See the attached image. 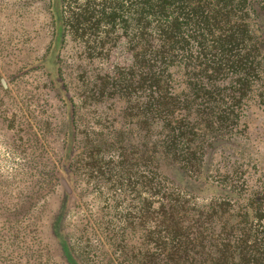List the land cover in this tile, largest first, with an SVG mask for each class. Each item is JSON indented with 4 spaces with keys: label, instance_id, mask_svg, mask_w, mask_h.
I'll use <instances>...</instances> for the list:
<instances>
[{
    "label": "trees",
    "instance_id": "16d2710c",
    "mask_svg": "<svg viewBox=\"0 0 264 264\" xmlns=\"http://www.w3.org/2000/svg\"><path fill=\"white\" fill-rule=\"evenodd\" d=\"M70 2L46 3L54 52L68 36L89 49L97 31L104 46L120 22L133 57L96 73L92 95L137 102L139 122L125 130L141 135L137 158L82 168L100 174L98 194L108 185L106 217L123 224L108 220L113 232L139 234L137 264H264V177L251 173L261 165L230 161L255 156L250 123H264V0H87L76 12ZM76 142L69 133V167Z\"/></svg>",
    "mask_w": 264,
    "mask_h": 264
},
{
    "label": "rangeland",
    "instance_id": "374dc122",
    "mask_svg": "<svg viewBox=\"0 0 264 264\" xmlns=\"http://www.w3.org/2000/svg\"><path fill=\"white\" fill-rule=\"evenodd\" d=\"M86 1L72 0L68 9L76 12ZM46 3L0 0V264H71L63 241L76 264H137L139 234L113 232L106 217L108 185L98 194L94 183L100 174L87 177L82 170L86 162L97 170L110 155L115 161L120 154L137 158L130 149L140 144L141 135L125 132L139 122L137 102L129 106L118 95H92L96 73L113 75L132 65L127 37L118 22L104 46L97 31L89 49L68 36L54 52ZM70 107L75 112L71 131ZM248 117H242L243 125ZM250 126L255 149L249 150L257 153L230 161L261 165L251 173L262 179L264 123L255 120ZM74 132V147L83 150L74 151L69 167L67 136ZM123 207L116 210L119 217ZM111 221L123 225L119 218Z\"/></svg>",
    "mask_w": 264,
    "mask_h": 264
}]
</instances>
